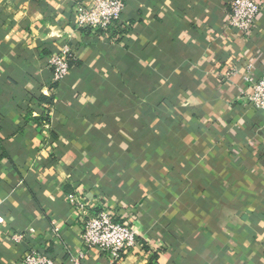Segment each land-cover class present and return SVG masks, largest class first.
Listing matches in <instances>:
<instances>
[{
	"label": "crops",
	"instance_id": "obj_1",
	"mask_svg": "<svg viewBox=\"0 0 264 264\" xmlns=\"http://www.w3.org/2000/svg\"><path fill=\"white\" fill-rule=\"evenodd\" d=\"M82 1L0 0V264L32 247L57 264H264V112L245 77L264 73V0L251 34L228 26L230 0H126L110 36L77 27ZM103 209L140 230L121 261L82 240Z\"/></svg>",
	"mask_w": 264,
	"mask_h": 264
},
{
	"label": "built area",
	"instance_id": "obj_2",
	"mask_svg": "<svg viewBox=\"0 0 264 264\" xmlns=\"http://www.w3.org/2000/svg\"><path fill=\"white\" fill-rule=\"evenodd\" d=\"M229 4L231 11L227 21L228 26L239 32L251 34L262 12L260 0H230ZM125 7L126 0H90L86 3L82 1L75 6L77 27L102 31L110 36L116 31ZM72 59H74V53L69 46H65L50 58L49 64L53 70L55 82H62L70 74ZM247 68L249 72H252L254 63H249ZM245 77L253 89L249 104L264 112V73L255 78L250 74ZM206 134L212 142L218 140L211 131L208 130ZM70 199L77 203L84 215L89 214V211L84 210V204L77 196L71 195ZM55 232H58V228ZM140 235V230L135 226L129 222L117 220L110 211L103 209L90 214L85 220L81 237L86 249H99L108 253L110 259L116 262L121 261L129 248L136 245ZM13 240L21 243L25 240V235L16 234ZM84 257L85 252L81 251L72 258L73 264H82ZM24 264H57V262L40 248L32 247L25 255Z\"/></svg>",
	"mask_w": 264,
	"mask_h": 264
},
{
	"label": "trees",
	"instance_id": "obj_3",
	"mask_svg": "<svg viewBox=\"0 0 264 264\" xmlns=\"http://www.w3.org/2000/svg\"><path fill=\"white\" fill-rule=\"evenodd\" d=\"M72 61V60H71ZM71 63V62H70Z\"/></svg>",
	"mask_w": 264,
	"mask_h": 264
}]
</instances>
